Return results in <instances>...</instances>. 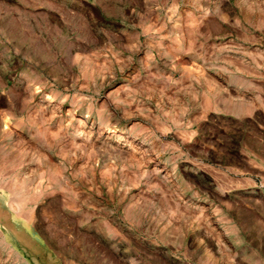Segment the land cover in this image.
<instances>
[{
	"label": "rangeland",
	"instance_id": "obj_1",
	"mask_svg": "<svg viewBox=\"0 0 264 264\" xmlns=\"http://www.w3.org/2000/svg\"><path fill=\"white\" fill-rule=\"evenodd\" d=\"M260 8L0 0V264H264Z\"/></svg>",
	"mask_w": 264,
	"mask_h": 264
},
{
	"label": "crops",
	"instance_id": "obj_2",
	"mask_svg": "<svg viewBox=\"0 0 264 264\" xmlns=\"http://www.w3.org/2000/svg\"><path fill=\"white\" fill-rule=\"evenodd\" d=\"M260 10H263L264 11V8H260ZM262 23V22H261ZM260 25V24H259ZM233 86H235L237 89H242L243 87H242V85H240V84H238V83H234V85ZM244 86V85H243ZM239 109H244V110H246V112L245 113H239L238 112V110ZM233 111H234V113L236 114V115H238V116H243V115H248V114H250V108L249 107H247L245 104H243V103H238L236 106H235V108L233 109Z\"/></svg>",
	"mask_w": 264,
	"mask_h": 264
},
{
	"label": "bare ground",
	"instance_id": "obj_3",
	"mask_svg": "<svg viewBox=\"0 0 264 264\" xmlns=\"http://www.w3.org/2000/svg\"><path fill=\"white\" fill-rule=\"evenodd\" d=\"M113 132H114V131H113ZM22 187H23V186H22ZM10 188H11V187H10ZM12 189H13V188H12ZM17 189H18V188H17ZM11 192H12V191H11ZM17 192H18V191H17ZM13 193H15V192L13 191ZM20 195H21V194H20ZM20 195H19V196H20ZM14 196H15V195H14ZM9 197H10V196H9ZM10 200H11V199H10ZM13 200H14V199H13ZM18 200H19V199H18ZM6 203H7V202H6ZM6 203H5V204H6ZM8 203L10 204L11 202H9V200H8ZM8 203H7V205L9 206ZM11 204H12V203H11ZM15 204L17 205V203H14V205H15ZM16 205H15V206H16ZM18 205H19V204H18ZM10 206H11V205H10ZM10 206H9V208L12 209V207H10ZM12 210H13V209H12ZM14 212H15V208H14ZM16 212H17V211H16ZM16 212H15V213H16ZM9 242H10V241H9Z\"/></svg>",
	"mask_w": 264,
	"mask_h": 264
}]
</instances>
